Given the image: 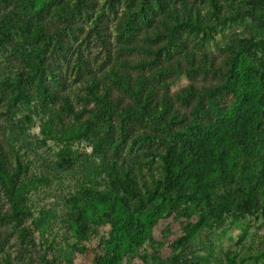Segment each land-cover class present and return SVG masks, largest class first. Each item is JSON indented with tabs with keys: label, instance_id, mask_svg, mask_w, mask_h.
<instances>
[{
	"label": "trees",
	"instance_id": "obj_1",
	"mask_svg": "<svg viewBox=\"0 0 264 264\" xmlns=\"http://www.w3.org/2000/svg\"><path fill=\"white\" fill-rule=\"evenodd\" d=\"M183 1L178 11L170 9L165 0H126L117 25L122 46H130L140 22L149 25L146 12L154 8L174 28L205 30L208 23ZM209 1L219 21L217 2ZM89 2L0 0V9L11 5L0 18V91L6 95L7 142L13 152L10 157L0 143V188L10 206L4 211L0 205V222L11 223L20 249L29 258L37 250L42 252L36 255L40 264H70L73 254L84 252L85 243L98 236L103 224H109L110 231L99 238L94 264H122L124 258L125 264H132L136 257L151 259L149 264H195L186 259L184 249L208 219L264 213V0H246L244 13L230 18L251 20L250 38L227 44L232 57L225 81L200 91L190 87L180 97L185 110L167 94L160 95L144 76L133 78L122 71V61L110 80L133 98L132 105L122 109L120 102L111 101L107 87L99 91L101 81L85 79L96 109L77 126L61 129V114H73V108L46 82V74L54 85L60 84L52 65L63 55L65 28L53 32L44 15L54 9L67 22L73 9L85 11ZM160 25L170 30L164 21ZM256 28L261 32H255ZM158 31L156 27L154 34ZM188 61L193 66L194 60ZM223 94H230L231 102L223 101ZM131 121L147 122L151 131L143 139L157 138L165 145L164 153L157 155L162 175H143L118 158L125 137L115 140L114 131L118 128L127 134ZM37 122L41 123L37 143L65 142L51 157L36 152L30 131ZM75 140L87 141L92 153L72 150L68 144ZM179 202L200 203L203 213L199 225L188 223L170 243V254L162 257L157 250L161 243L153 231ZM29 218L39 241L24 226ZM146 243L152 254L138 252ZM0 264L26 263H14L6 256Z\"/></svg>",
	"mask_w": 264,
	"mask_h": 264
},
{
	"label": "rangeland",
	"instance_id": "obj_2",
	"mask_svg": "<svg viewBox=\"0 0 264 264\" xmlns=\"http://www.w3.org/2000/svg\"><path fill=\"white\" fill-rule=\"evenodd\" d=\"M182 1L165 0L170 9L175 7L178 11L181 10ZM245 1L216 0L221 18L217 21L214 19L213 7L209 0H184L183 2L188 8L191 7L194 15H198L208 23L209 26L205 30L174 28L172 21L158 8H154V11L146 12L150 18L149 25L140 22V28L134 30L133 42L130 46H122L124 41L117 31L118 22L128 5L126 0L117 2L90 0L85 11L77 12L72 8L67 22H65L66 16L64 20L58 18L62 12H54L52 9L53 12L44 15V18L48 24L51 23L50 29L53 32L65 28L64 34L61 35L64 52L52 65L60 84L54 85L48 77L49 74H46V82L48 81L59 95L66 97L73 108V114L68 111L61 114L60 122L63 123L61 129L64 126H77L88 118L90 111L96 109L94 102L90 101L86 83L91 77L101 81L102 85L99 88L101 93L104 87L110 90L111 101L120 102L119 107L125 109L132 105L133 98L125 91L115 88L110 80L112 73L117 71L122 61L125 63L120 66L122 71L128 72L133 78L144 76L149 84L156 87L160 95L167 94L173 104L185 110L180 97L190 87L200 91L204 87L219 85L225 81L224 73L232 57L226 49L227 44H237L239 39L250 38L249 26L253 25L251 20L230 19L237 13L241 15L244 13ZM133 5H137V2L135 1ZM10 7L11 5L0 9V18L4 13H8ZM160 21H164L170 30L161 27ZM156 27L159 29L156 32L159 35L154 34ZM254 31L261 32V28H256ZM188 59L194 60L193 66ZM222 99L231 102L232 97L230 94H223ZM5 101L6 95L0 91V143L5 152L12 157L13 152L7 142L9 120ZM59 104L61 103L57 104V109ZM113 119L117 121L116 117ZM40 125V122L35 123L30 131L31 138L37 144L35 149L39 155L51 157L60 150L61 146H65V142L48 139L45 140L46 142L37 143L36 137L41 134ZM127 126L128 124L125 128ZM127 131V134H123L118 128L114 131L115 140L125 137L118 149V158H123L143 175L148 173L155 177L162 175V162L157 155L164 153L165 145L157 138H151L150 142L143 139L144 134L151 131L149 124L131 121ZM71 142L68 146L70 145L71 149L79 154L92 153V147L87 141ZM55 195L60 196V193ZM53 201L51 199L50 203ZM0 205L4 211L10 210L9 202L1 188ZM202 211L203 205L200 203L179 202L172 212L163 215V219L156 224L153 231V237L161 243L157 248L159 255L166 257L170 254V243L183 233L188 223L198 224ZM183 212L189 215L188 218ZM31 221L32 218L25 220L24 226L39 241V234L32 227ZM98 230V236L85 243L87 248L84 252L73 254L70 264H94L95 256L98 254L99 238L108 235L110 225L103 224ZM0 234L2 237L0 259L9 256L14 263L23 261L26 264H40L36 255H41L42 252L37 250L31 258L22 252L17 234L13 231L10 222H0ZM187 248L184 249L186 259L195 264H264V213L253 216L227 214L219 220L208 219L207 225H201L193 233ZM144 250L149 254L153 252L150 243L144 244L138 252L141 254ZM181 250L183 251V248ZM143 262L149 264L152 260L144 261L137 257L132 260V264H143ZM122 264H125V258Z\"/></svg>",
	"mask_w": 264,
	"mask_h": 264
}]
</instances>
